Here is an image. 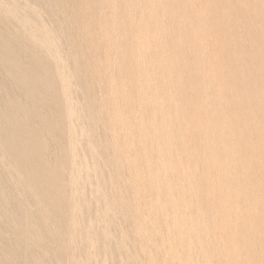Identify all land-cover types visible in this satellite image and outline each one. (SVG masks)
<instances>
[{
	"label": "rangeland",
	"instance_id": "obj_1",
	"mask_svg": "<svg viewBox=\"0 0 264 264\" xmlns=\"http://www.w3.org/2000/svg\"><path fill=\"white\" fill-rule=\"evenodd\" d=\"M0 264H264V0H0Z\"/></svg>",
	"mask_w": 264,
	"mask_h": 264
}]
</instances>
